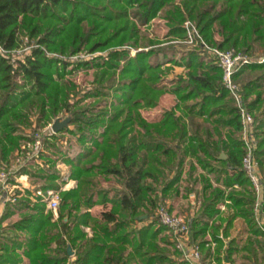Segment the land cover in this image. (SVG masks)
I'll return each instance as SVG.
<instances>
[{
	"label": "trees",
	"instance_id": "obj_1",
	"mask_svg": "<svg viewBox=\"0 0 264 264\" xmlns=\"http://www.w3.org/2000/svg\"><path fill=\"white\" fill-rule=\"evenodd\" d=\"M158 17L169 27L165 41L142 31ZM187 20L209 46L235 49L252 59L237 71L235 81L257 122L256 157L264 173V0H0V46L7 51L0 50V161L19 149L32 115L38 127L66 113L69 124L55 141L43 136L39 158L53 167L34 173L30 167L39 164L33 161L23 173L44 179L38 187L45 191L59 188L60 160L77 182L62 192L58 217L34 201L32 191L7 205L0 220V264H69L72 257L70 264H190L182 256L174 258L181 253L169 246L175 247L170 236L162 235L168 227L152 219V206L178 193L184 174L188 194L197 181L202 183V204L189 214L202 264H211L215 253L219 264L232 261L235 253L242 254V264H263L264 227L242 167L238 108L217 60L200 43H182ZM23 33L38 38L37 45L16 58L13 51ZM127 45L149 49L134 56L127 49L114 50L107 60L75 63L48 56V51L70 56ZM72 64L95 70V87L78 100H73L78 86L67 78ZM179 67L183 71L167 85V76ZM166 96L174 104L152 119ZM86 98L91 101L84 104ZM64 133L75 140L60 146ZM199 168L204 172L198 176ZM208 174L224 188L214 186ZM227 199L229 214L211 227ZM15 214L19 219L3 227ZM238 218L244 230L222 257L217 234L225 223L228 236ZM139 222L146 223L135 227ZM209 229L220 244L215 253L207 245ZM243 233L249 235L241 245Z\"/></svg>",
	"mask_w": 264,
	"mask_h": 264
},
{
	"label": "built area",
	"instance_id": "obj_2",
	"mask_svg": "<svg viewBox=\"0 0 264 264\" xmlns=\"http://www.w3.org/2000/svg\"><path fill=\"white\" fill-rule=\"evenodd\" d=\"M187 38L182 41L190 46L200 43L218 62L223 70L222 82L235 99L236 106L241 119V138L244 143L245 154L242 159V167L250 179L256 194L255 211L259 225L264 227V210L262 204L264 199V173L261 170L259 160L256 157L258 140L256 137V119L245 105L242 87L235 81V74L246 63L252 59L235 49L222 50L209 46L201 36L197 26L191 20L185 22ZM0 50L7 53L0 46ZM53 124V123H52ZM52 124L44 133L29 131L33 140L21 141L19 149L7 162L0 165V204L7 205L15 203L24 193L32 191V199L45 203L47 210H52L57 215L60 205L59 191L48 189L47 191L38 186L27 185L23 178L28 181L29 174L23 173V168L33 161L39 163L40 152L43 151V136L50 137L56 133ZM156 216L168 227V235L171 237L175 249H177L184 260L190 264H202L201 247L192 241L189 215L179 214L170 210L169 204L158 207Z\"/></svg>",
	"mask_w": 264,
	"mask_h": 264
},
{
	"label": "rangeland",
	"instance_id": "obj_3",
	"mask_svg": "<svg viewBox=\"0 0 264 264\" xmlns=\"http://www.w3.org/2000/svg\"><path fill=\"white\" fill-rule=\"evenodd\" d=\"M168 25L166 23L165 20H163L162 18H156L154 20H152V22L147 25V26H142V31L144 32L145 35H147V37H149L150 39L153 40H157V41H165L166 40V34L168 32ZM218 37V36H217ZM37 39L35 37H30L28 34H20V43L17 46V48L13 51L14 57L16 58H24L27 54H30L32 51V47L36 46L37 44ZM123 49H127L129 50L130 54L132 56H134L138 51H140L141 49H149V47H145V48H137L134 46H121V47H115V48H109L108 50H97L95 52H89V50H83L80 51L77 54L74 55H70V56H66V55H60L58 53H54V52H49L48 51V56L53 57V58H57V59H62V60H67L70 61V63H75L78 62L80 60H85V61H93L97 58H105L106 60L108 59V53L110 51H114V50H123ZM260 53H257L256 56H259ZM101 61H103V59H99ZM73 70V72H71ZM95 70L93 68H74V65H69L67 67V78L71 79L72 81H74L77 86H78V95L73 97V100H78L80 98H82L88 91H91V89H93L95 87V84L93 82L94 80V72ZM176 72H178L177 68H174V71H172L166 78V84L170 85V83L172 82V80L176 77ZM91 99L90 98H86V100L83 102L84 104L90 102ZM175 102V100L170 97V96H166L165 98L162 99L160 106L158 107V110H154L151 113V117L152 119L156 116V114L162 110V109H167L168 106L173 105ZM146 115H148L146 113ZM32 121L29 125V127H26L23 132H22V136H23V142L30 140V136H29V131L32 132H41L44 133L45 131H48V128L50 126V124H52L57 118L59 119H65L66 117H69L68 115H66V113H63L61 115H59L58 117L54 118L53 121L51 122H46L42 125H38L37 126V119H36V114L32 115ZM35 127V129H34ZM71 129H74V126H70ZM58 133H53L50 135V137H47L48 139H50V141H55L54 137L57 136ZM59 141H58V145H64L66 146L68 143V139H73L75 140V137L72 134L69 133H64L59 135ZM49 154L52 153V150L49 148L48 149ZM45 158L41 159L39 158V163L37 162V166L39 167H34L31 166V172L36 173L35 171H40V169H42L43 167L48 168L49 170L51 169L50 167L53 165L52 162H45ZM53 167V166H52ZM56 169L58 171H60L61 173V177L59 178V180L57 181L58 185L60 186L59 188H56L55 190L59 191V195H60V203H61V199H62V192L68 190L69 188V178H70V168L68 167V165L66 163H64L63 161H57L56 163ZM29 182H26L27 185H32V186H40V185H45L43 183H46L44 179H41L38 176H32L31 174L29 175L28 178ZM111 183L110 182H106L104 181V185L105 186H109ZM166 204H169V202H166ZM158 205V203H157ZM152 206V214H153V220L157 219L159 223H162L158 218H156V213L158 210V206ZM170 205V204H169ZM46 211L47 208H46ZM96 211V210H94ZM59 212L57 211V215L56 217L59 216L58 214ZM19 216L16 215L11 219L7 220V224L8 223H12L15 220H18ZM5 224V225H7ZM163 224V223H162ZM168 235V233L166 234ZM169 236V235H168ZM240 261L237 262V264H239Z\"/></svg>",
	"mask_w": 264,
	"mask_h": 264
},
{
	"label": "crops",
	"instance_id": "obj_4",
	"mask_svg": "<svg viewBox=\"0 0 264 264\" xmlns=\"http://www.w3.org/2000/svg\"><path fill=\"white\" fill-rule=\"evenodd\" d=\"M177 70L179 72H181V71H183V67H179V68H177ZM36 119H37V116H36ZM24 130H26V129H24ZM10 157L12 158V156H10ZM11 158H9L8 160H1L0 161V165H2L3 163L9 161ZM202 172H204V171L201 168H199L198 172L196 173V175L199 176V174L202 173ZM208 175L210 176L214 186H219V187L224 188V186L222 184H218V183L215 182L213 174H208ZM69 181H70L69 182V187H68L69 189L76 187V185H77L76 180H74L72 178H69ZM23 182L26 183L27 180H25V178H23ZM187 185H188V182L186 181V174H184L183 178H182V182H181L180 188H179V192L178 193H173L174 191H172V194H170L166 198V201L169 202L172 211L175 212V213L189 215V214L192 213L193 210L197 211L200 208L201 204H202L203 197H202V183H201V181L199 180V181H197L195 183L194 190L192 192H190L189 194L187 193V189H185V187ZM240 188L241 187L236 186V189H240ZM228 190L229 189H226V192ZM26 193H24L21 197L25 196ZM229 203H230V200L227 199V200H225V202L220 204V211H219L218 215L214 218V220L210 221V226L211 227L214 224V222L215 223H220V222H222L223 218L227 217V215L230 212L229 209H228ZM7 205L0 204V220L2 219L3 215L7 211ZM16 215H18V214H15L14 216H16ZM14 216H12V217H10L8 219L13 218ZM7 220L5 222H3V224H2L3 227H8L9 223L8 224L6 223ZM243 222H244L243 219H240V218L236 219L234 221V223H233L234 225L230 229V234L228 236H226L224 231H223L224 227L226 226L225 223H224V225L222 226L221 231L219 232V234H217V238L221 239L222 242H223V245H222V248H221V256L222 257H224V255L226 253L225 251H226L227 246L229 245L231 239L234 238V237H237L239 235V233H241L244 230V223ZM145 223L146 222H143V223L139 222V223H137L135 225V227L140 228ZM5 224H7V225H5ZM86 231L91 232L89 227L86 228ZM167 233L168 232L165 231V232L162 233V235L166 236ZM243 234H244L243 235L244 241L241 242V245L245 242L246 238L249 235L248 233H243ZM206 238L209 241L207 243V245L210 246L212 251H213V253H215L216 248L220 244L218 243V241L212 235V230L211 229L208 230ZM169 246L171 247L172 250H176L175 247H173L172 245H169ZM72 252L73 253L71 255H74L75 251H73V249H72ZM215 254H217V253H215ZM215 254H214V258H211V264H219L218 260L215 259V256H216ZM174 258L182 259L180 254H175ZM72 260H73V257L71 258V260L68 263L70 264V262ZM238 261H240L239 264H242V262L244 261V258H242V254L241 253H235L233 255L232 261H228V260L224 259L223 260V264H237ZM202 262H203V260H202ZM206 262L209 263L210 261L207 260ZM263 264H264V262H263Z\"/></svg>",
	"mask_w": 264,
	"mask_h": 264
},
{
	"label": "water",
	"instance_id": "obj_5",
	"mask_svg": "<svg viewBox=\"0 0 264 264\" xmlns=\"http://www.w3.org/2000/svg\"><path fill=\"white\" fill-rule=\"evenodd\" d=\"M69 121H70V118H65V119H62V120L59 119V118H57V119L53 122V124H52V128H53V130H54L56 133H58V132L61 131L65 126H67V125L69 124ZM68 251H69L70 254L73 253L71 247L68 248Z\"/></svg>",
	"mask_w": 264,
	"mask_h": 264
}]
</instances>
